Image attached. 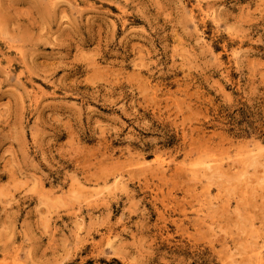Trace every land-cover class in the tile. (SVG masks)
<instances>
[{"label":"rangeland","instance_id":"obj_1","mask_svg":"<svg viewBox=\"0 0 264 264\" xmlns=\"http://www.w3.org/2000/svg\"><path fill=\"white\" fill-rule=\"evenodd\" d=\"M262 237L264 0H0V264H264Z\"/></svg>","mask_w":264,"mask_h":264},{"label":"bare ground","instance_id":"obj_2","mask_svg":"<svg viewBox=\"0 0 264 264\" xmlns=\"http://www.w3.org/2000/svg\"><path fill=\"white\" fill-rule=\"evenodd\" d=\"M256 156V155H255ZM252 157V156H251ZM260 157V156H259ZM256 159V158H255ZM259 159V158H258ZM245 160V159H244ZM257 160V159H256ZM262 160V159H261ZM258 161V160H257ZM208 168V167H207ZM206 170V169H205ZM211 171H212V169H211ZM180 172V171H179ZM192 172V171H191ZM214 172V171H213ZM229 172H230V169H229ZM228 206V205H227ZM226 208V207H225ZM259 238H260V236H259ZM262 238H264V237H262ZM253 241V240H252ZM259 243V242H258ZM251 245V244H250ZM254 246V245H253ZM251 247V246H250ZM244 248H245V246H244ZM249 253V252H248ZM247 253V254H248ZM250 253H252V250H251V252ZM255 254H256V252H255ZM249 255V254H248ZM262 256V254H261V252H259L258 253V260H259V257H261ZM264 257V256H263ZM257 258V257H256Z\"/></svg>","mask_w":264,"mask_h":264}]
</instances>
